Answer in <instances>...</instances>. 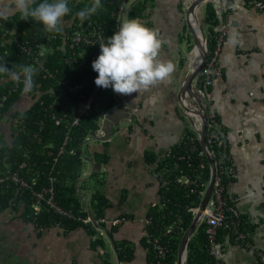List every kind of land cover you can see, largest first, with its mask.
<instances>
[{
    "label": "crops",
    "instance_id": "obj_1",
    "mask_svg": "<svg viewBox=\"0 0 264 264\" xmlns=\"http://www.w3.org/2000/svg\"><path fill=\"white\" fill-rule=\"evenodd\" d=\"M138 1L142 0L131 2V7ZM151 1L144 24L157 29L166 41L162 56L174 63L175 71L170 78L147 90L130 95L117 93L131 109L134 121L109 141L87 144L84 153L93 163L101 165V182L92 189L81 186L83 178L91 173L90 166L78 182L77 195L92 214L93 194L99 192L103 196L106 229L98 226L96 220H92L98 231L94 236L86 227L65 229L56 225L38 229L9 209L0 213V264H102L107 255L113 264H152L145 239L149 212L160 206L157 167L180 144L188 128L197 133L178 101L180 84L194 68L191 60L197 51L190 54L182 50L188 31L184 20L188 0ZM252 1L209 0L200 12L207 35L211 29L207 22L209 3L219 22L215 31H225L218 64L220 73L203 98L216 115L218 128L225 135L226 150L236 164V176L227 183L226 196L243 216L254 247L252 250L228 235H221L224 264H264L259 254L264 253V11L254 7ZM0 10L10 11L9 0H0ZM71 26L64 17L63 28ZM5 83V79H0V87ZM34 103L26 93L16 102L14 111L24 112ZM186 105L195 107L191 102ZM188 114L197 122L196 114ZM13 132L12 121L8 117L2 119L0 134L12 141ZM117 218L121 223L109 224ZM108 229H114L113 238ZM100 238L105 248L94 244ZM115 243L129 246L132 258L121 261ZM18 256L24 257L20 263Z\"/></svg>",
    "mask_w": 264,
    "mask_h": 264
},
{
    "label": "trees",
    "instance_id": "obj_2",
    "mask_svg": "<svg viewBox=\"0 0 264 264\" xmlns=\"http://www.w3.org/2000/svg\"><path fill=\"white\" fill-rule=\"evenodd\" d=\"M39 2L41 0H37V3ZM151 2V0L138 1L130 9L128 17L138 18L142 23H145L147 9ZM91 3L92 0H68L71 13L65 16V19L69 20L72 26L63 28L60 34L46 33L42 24L33 20L20 19L19 14L8 18L7 21L0 20V58H6L7 66L12 70L19 71L21 66H31L36 70L33 76L34 89L28 93L36 102L24 112L14 111L16 102L26 94L23 92V84H17L0 75V79L6 80L4 86L0 87V102L3 101L4 103L0 109V121L8 117L14 127L12 141L0 134V177L12 174L18 165L23 163L25 160L24 152L30 146L33 152L32 163H34L31 171L33 175L30 174V177H35V174L39 172L33 189L37 191L42 185H47L50 178L55 179L52 186L56 204L66 211H72L77 217L85 219L90 217L89 211L77 195L78 182L82 179L85 164L82 150L88 138L100 130L101 114L110 111L117 104L118 94L111 87L107 89L101 87L89 113L81 118L79 124L72 125L70 123L74 119L70 116L73 117L78 114L83 99L79 95L71 94L64 104L59 103L56 107L51 108L50 91L57 88L59 81L63 80L69 81L76 89L85 94H89L95 85L98 73L93 70L92 64L89 62L80 64V53L82 50L89 51L90 48L78 47L74 50L69 47L65 50L63 47L61 48L64 44L63 37L65 34H72L85 25L100 26L104 29L105 38L113 35V30L118 24L115 15L120 9V0H101L102 8L98 10L97 14L81 21L76 14ZM207 22L211 25V29L208 31V39L209 48L212 52L215 48V36L217 34L215 27L218 26L219 22L210 3L207 5ZM21 47H24L26 52L21 50ZM42 49L47 50V54L41 57V62H43L40 67V63L35 62V58H38ZM28 51L31 54H28ZM74 55L78 58L77 62L74 60ZM21 79L23 80V77ZM200 88L204 89L202 85ZM5 97L6 100H4ZM43 103L45 104L43 105ZM64 108L67 111H64ZM54 113L62 117L64 114L66 115V119L59 126H56L52 120ZM186 134L197 135L192 128H188L184 135ZM66 138L69 140L65 143ZM45 145H52V147H46V151H43ZM63 146L65 150L59 155L60 148ZM200 149L202 148L200 147ZM74 150H77V155H72ZM186 154H188L187 146H174L168 157L158 165L156 170L161 186L160 206L152 207L149 212V217L153 219V225L148 227V233L149 236H162L163 230L168 226H174L173 233H170L167 238H163V241L168 242L171 247L166 264H178L182 238L195 215V212L191 211L190 208L198 207L201 203L197 194L185 189L180 184V179L184 175L192 178L202 175L199 161L196 159L191 162L178 160V156ZM21 174L31 181V178L24 171ZM203 174V179L207 183L211 178L209 165L203 170ZM99 175L100 173L94 175L98 179L97 186L101 182ZM202 189L204 190L205 186ZM91 201L94 219L98 222V226L106 229L107 224L102 221L106 201L99 192L93 194ZM9 209L19 213L23 221L34 224L38 229L60 225L65 229L86 227L91 236L98 232L92 221L86 222L78 218L63 216L55 213L53 209L47 206H42L40 213L34 214L35 198L32 191H26L25 194L20 195L17 185L13 182L0 185V213ZM107 232L113 238L114 229H108ZM221 235H228V231L220 229ZM145 241L150 249L151 262L155 264L153 248L148 243L147 237ZM94 244L105 248L101 238L97 239ZM115 247L121 261L132 258V251L129 246L115 243ZM212 260L209 254L206 224L203 222L197 235L190 243L188 264H212ZM102 264H113L109 255L105 256Z\"/></svg>",
    "mask_w": 264,
    "mask_h": 264
},
{
    "label": "built area",
    "instance_id": "obj_3",
    "mask_svg": "<svg viewBox=\"0 0 264 264\" xmlns=\"http://www.w3.org/2000/svg\"><path fill=\"white\" fill-rule=\"evenodd\" d=\"M120 2V9L117 15H115L117 16V20L129 18L128 14L130 9L132 8L130 5L132 0H120ZM252 2V5L254 7L264 11V0H253ZM118 27L119 25L117 24V26H115V29L113 30V35L116 31H118ZM224 39L225 31L222 30L217 32L215 36V48L212 52L209 48L207 64L200 78L198 79V83L204 87V89H200V94L202 97L205 96L206 91H208V89L214 85L216 77L220 73L218 64ZM101 41L107 42V38L104 37V29H102L100 26L89 24L82 26L80 30H76L72 34H65L63 37L64 44H62L61 48L63 47L64 50L67 47L72 50L78 47L90 48L89 51L82 50L79 56L81 65L86 64L88 62L92 64L96 57L100 54L101 49L99 43ZM21 48V50L26 52V49H24V47ZM28 54H31V52L28 51ZM45 54H47V50L42 49L40 50L38 58H35V62L38 61L40 63V67L43 62H41V57H44ZM74 60L75 62L78 61L76 55H74ZM100 88L101 87H98L95 84L92 87L90 93L85 94L79 89H76L69 81H59L58 87L53 88L50 91V97L52 99L50 107L54 108L59 105V103H61V105L64 104L67 97H69V95L71 94L79 95L83 99V102L80 106V109L78 110V114L73 117L70 116V118L74 119V121L70 124L77 125L79 124L81 118L87 113H89V111L91 110ZM6 99L7 98L5 97L4 100ZM3 104V101L0 102V109L1 107H3ZM44 104L45 103H43V105ZM64 111H67V109L64 108ZM206 111V142L209 155L215 161L216 180L213 194L204 213L202 223L204 222L206 224L209 254L213 259L212 264H224L222 260L223 251L219 241L220 229L227 230L228 236H230L236 243L250 247L252 250H254V247L249 241V232L244 227L243 216L241 215L234 202L230 201L229 198L226 196V184L227 181H231L235 178L236 164L226 150L225 135L218 128L216 115L210 110L208 105L206 106ZM64 119H66L65 114L64 117L57 115L56 113L52 115V120L54 121L56 126L61 125ZM196 121L199 126L202 125L200 115H196ZM196 134V136H190L188 134L183 135V138L178 146H187L188 154L178 156V160L180 162H191L196 159V161H199V167L200 170H202V175H199L195 178H192L188 175H184V177L180 179V184L185 189L191 190V192L197 194L202 202L210 183V180L207 183L204 181L203 170H205L208 165L210 166V162L207 156V152L201 146L200 135L198 132ZM67 140H69V138H66L65 143L67 142ZM88 142L84 143V147L89 144ZM46 147H52V145H45L42 150L46 151ZM84 147L82 150V156L84 157L85 161L87 156L84 153ZM200 147L202 149H200ZM64 150V146L61 147L59 155H61ZM32 154V148H30L29 146V148H27V150L24 152L25 160L23 161V163L18 165V168L14 172H12V174L0 177V185H5L9 182H13L17 185L18 193H20V195L25 194L26 191H32V194L35 198L34 214H39L42 209V206H47L50 209H53L55 213H58L63 216L78 218L86 222L92 221L91 217H88L86 219L82 217H77L72 211H66L56 204L55 192L52 186L55 179L50 178L49 183L47 185H42L37 191L33 189V186L36 184L37 178L39 177V172L37 174L34 173L35 177H30L31 175H33L31 171L32 167L34 166V163H32ZM77 154V150L72 151V155ZM22 171H24L27 176L31 178V181L22 176ZM204 186L205 189L203 190L202 187ZM197 209L198 207L190 208V210L194 211L195 213ZM102 221L106 220L102 219ZM110 223L112 225H117L121 223V219H112L110 220L109 224ZM146 223L148 227L153 225V219L151 217H148ZM173 231L174 226H168L165 230H163L162 236H149V233H147L146 237L148 238V243L153 248L155 264H166V260L171 251V247L168 242L166 243L165 241H163V238H167L170 233H173ZM259 254L260 259H262V262L264 263V253Z\"/></svg>",
    "mask_w": 264,
    "mask_h": 264
},
{
    "label": "clouds",
    "instance_id": "obj_4",
    "mask_svg": "<svg viewBox=\"0 0 264 264\" xmlns=\"http://www.w3.org/2000/svg\"><path fill=\"white\" fill-rule=\"evenodd\" d=\"M101 8V0H92L76 15L84 21ZM9 9L0 10V19L7 21L10 14L18 13L20 19L39 22L46 33L54 34L62 32L64 17L71 13L68 0H41L39 3L37 0H9ZM117 21L118 31L108 37L107 42L99 43L100 54L92 63L93 70L98 73L95 84L104 89L111 87L118 94L130 95L170 78L175 65L162 56L166 41L159 31L138 18ZM0 61H3L0 62V75L17 84L22 83L24 93L33 91L36 72L33 67L21 66L15 71L7 66L6 58H0Z\"/></svg>",
    "mask_w": 264,
    "mask_h": 264
},
{
    "label": "water",
    "instance_id": "obj_5",
    "mask_svg": "<svg viewBox=\"0 0 264 264\" xmlns=\"http://www.w3.org/2000/svg\"><path fill=\"white\" fill-rule=\"evenodd\" d=\"M209 0H188L187 6H185V23L187 25V30L189 31V38L187 39L186 45L189 47L190 54L194 51H200V57L194 68L184 77L180 84V90L178 92V101L180 104V109L183 114L193 123L194 129L199 133L201 139V146L207 152V156L210 162L211 168V178L210 183L206 192V195L202 202L200 203L194 219L185 232L182 238L180 249L178 253V264H188L189 262V246L195 233L202 224V219L204 213L207 209L208 203L212 197L215 180H216V166L214 159L209 155L206 142V124H207V114H206V104L204 98L200 94V84L198 79L200 78L208 60L209 54V39L206 31L203 28V24L200 19L201 9L207 4ZM134 5H132L133 7ZM198 25L199 30H196L193 26V22ZM191 58V57H190ZM189 58V60H190ZM186 102H191L194 109L186 105ZM192 110V111H191ZM189 113H194L200 115L202 125H196L193 118ZM135 116L132 114L131 109L125 103L121 102L120 98H117V104L110 111L104 112L100 117V130L92 135L93 139H88L86 142L91 141H109L115 133H119L124 127L130 126V123L134 121ZM99 138V134H101ZM85 163H89L91 166V173L83 178L84 182L89 183V187L96 188L98 184V179L95 178V173H100L101 165L99 163H93V161L87 157ZM97 167V168H96ZM89 215L93 222L95 219L91 211ZM116 251V250H115Z\"/></svg>",
    "mask_w": 264,
    "mask_h": 264
},
{
    "label": "rangeland",
    "instance_id": "obj_6",
    "mask_svg": "<svg viewBox=\"0 0 264 264\" xmlns=\"http://www.w3.org/2000/svg\"><path fill=\"white\" fill-rule=\"evenodd\" d=\"M132 2H133V1H132ZM134 2H135V0H134ZM134 2H133V3H134ZM131 4H132V3H131ZM206 30H207V29H206ZM189 36H190L189 31H186V33L184 34V44H185V45L182 47V50H183L184 53L188 52V50H189V47H187V45H186V42H187V39L189 38ZM87 149H88V147L85 146V147H84V151H86ZM88 169L90 170V165H89V164H86V166L84 165L83 176H84V174H85V171L88 170ZM83 176H82V178H83ZM81 186H85V189H88V187H89V183H88V182H82V185H81ZM106 247H107V250H109L107 244H106ZM5 250L7 251L6 248H5ZM7 254H8V253H7ZM23 258H24V257H21V256H18V257H17L19 263H20V261L23 260Z\"/></svg>",
    "mask_w": 264,
    "mask_h": 264
},
{
    "label": "bare ground",
    "instance_id": "obj_7",
    "mask_svg": "<svg viewBox=\"0 0 264 264\" xmlns=\"http://www.w3.org/2000/svg\"><path fill=\"white\" fill-rule=\"evenodd\" d=\"M193 26H194V28L196 29V30H199V28H198V25L195 23V21L193 22ZM196 56L198 57H200V51L198 50L197 52H196ZM196 56H194L193 57V59L191 60V63H192V68L197 64V61L199 60V58L197 59L196 58ZM190 66V65H189Z\"/></svg>",
    "mask_w": 264,
    "mask_h": 264
}]
</instances>
